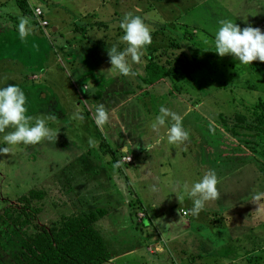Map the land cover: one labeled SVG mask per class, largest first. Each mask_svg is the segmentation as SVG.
<instances>
[{
  "label": "rangeland",
  "instance_id": "1",
  "mask_svg": "<svg viewBox=\"0 0 264 264\" xmlns=\"http://www.w3.org/2000/svg\"><path fill=\"white\" fill-rule=\"evenodd\" d=\"M27 1L62 28L47 37L15 0H0V26L9 29L0 33V87L18 85L28 115L44 118L58 138L0 154V209L30 188L44 192L35 200L41 225L104 207L94 223L109 252L102 264H264V199L260 207L250 201L264 192V109L254 107L264 98V62L240 65L213 51L220 20L264 31V0ZM128 12L152 35L142 63L132 65L135 77L107 70V50L126 47L119 25ZM21 19L31 33L24 41ZM151 58L187 74L147 85L142 75ZM101 104L110 116L102 130L95 122ZM161 106L183 117L185 144L167 142L170 119L159 133L151 129ZM77 109L82 121L73 118ZM158 135L164 141L149 152L145 139L152 144ZM2 136L0 148L7 146ZM209 171L220 198L193 216L192 201L181 205L174 188ZM20 240L19 230L2 226L1 263L17 264Z\"/></svg>",
  "mask_w": 264,
  "mask_h": 264
},
{
  "label": "clouds",
  "instance_id": "2",
  "mask_svg": "<svg viewBox=\"0 0 264 264\" xmlns=\"http://www.w3.org/2000/svg\"><path fill=\"white\" fill-rule=\"evenodd\" d=\"M219 25L214 35L215 50L213 51L220 57L232 55L239 61L240 65L245 66L251 65L257 60L264 62V31L261 28L251 25L241 28L240 25L228 19L220 20ZM119 26L124 33L120 37V41L126 47L123 50H118L117 46L113 45L107 50L111 64L107 70L125 77H135L137 72L133 70L132 65L142 63L145 50L152 43L151 31L142 17L131 12L125 13ZM18 34L22 41L31 34L25 19L19 21ZM104 71L105 69H101L100 74H104ZM83 91L89 92L87 84ZM159 113L151 124V129L159 133L160 129L165 127L170 119L171 124L167 126L166 131L167 142L177 147L185 144L189 139V132L183 127V117L164 106H161ZM73 118L81 121L84 119L79 109ZM48 119L54 120L55 117L49 116ZM109 119V112L105 106L99 105L95 114L97 127L102 130ZM0 134H3V144L7 145L0 148V154L3 155L12 154V148L9 146L21 144L35 146L45 140L56 143L58 138V132L48 127L44 118L28 115L27 97L16 84L0 87ZM164 139L163 135H158L152 144H149L145 139L146 150L150 152ZM89 144H94L91 138ZM217 184L218 179L215 171H209L202 179L191 185L187 182L182 184L178 182L174 188V193L181 205L185 197L190 199L193 204L190 209L191 214L199 216L205 209L206 202L220 198ZM262 199H264V192H259L254 194L250 201L260 207Z\"/></svg>",
  "mask_w": 264,
  "mask_h": 264
},
{
  "label": "trees",
  "instance_id": "3",
  "mask_svg": "<svg viewBox=\"0 0 264 264\" xmlns=\"http://www.w3.org/2000/svg\"><path fill=\"white\" fill-rule=\"evenodd\" d=\"M15 2L21 15L34 19L27 0ZM144 69L142 81L147 85H154L168 76L187 74V69L182 66L167 65L152 58L147 61ZM254 107L262 111L264 98L254 103ZM259 172L264 177V162L259 166ZM43 197L42 190L30 188L17 196L18 204L8 202L0 209V235L3 225L19 230L21 234L20 248L16 254L17 264L105 262L109 252L102 234L94 223L103 217L107 210L104 207H97L86 215L63 214L49 226L41 225L36 221L41 206L37 205L35 200Z\"/></svg>",
  "mask_w": 264,
  "mask_h": 264
},
{
  "label": "built area",
  "instance_id": "4",
  "mask_svg": "<svg viewBox=\"0 0 264 264\" xmlns=\"http://www.w3.org/2000/svg\"><path fill=\"white\" fill-rule=\"evenodd\" d=\"M32 13L34 18L36 19V24L37 26L41 29L42 32H44L48 37V35L50 34V30H49V22L48 20L44 17V13H43V9L40 6H34L31 7ZM183 213H185L184 210H182ZM137 216L139 219H141L142 217L145 216V211L141 210L137 213ZM153 251V250H151Z\"/></svg>",
  "mask_w": 264,
  "mask_h": 264
},
{
  "label": "crops",
  "instance_id": "5",
  "mask_svg": "<svg viewBox=\"0 0 264 264\" xmlns=\"http://www.w3.org/2000/svg\"><path fill=\"white\" fill-rule=\"evenodd\" d=\"M43 13L45 14V12H44V10H43ZM45 16H46V18L49 20V22L51 23V26L49 25V30H50V32L51 31H55V32H57L58 30L60 31V29L59 28H62V27H60V22H57V21H51L48 17H47V15L45 14ZM0 24L1 25H5L4 23H3V21L2 20H0ZM7 30H9V29H2V27L0 26V33H5L4 31H7ZM200 158H201V156H199ZM199 158V159H200ZM238 172H240V174L241 173H243L244 172V170H239ZM237 172V173H238ZM237 173H236V175H237ZM235 178H237V177H235ZM159 245V244H158ZM157 245V246H158ZM156 249H157V247H156Z\"/></svg>",
  "mask_w": 264,
  "mask_h": 264
}]
</instances>
